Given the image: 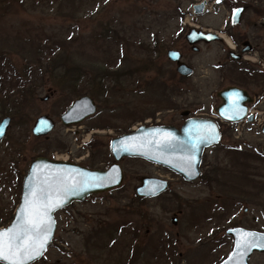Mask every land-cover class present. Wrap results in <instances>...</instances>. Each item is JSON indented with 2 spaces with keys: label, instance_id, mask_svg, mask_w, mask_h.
<instances>
[{
  "label": "rangeland",
  "instance_id": "obj_1",
  "mask_svg": "<svg viewBox=\"0 0 264 264\" xmlns=\"http://www.w3.org/2000/svg\"><path fill=\"white\" fill-rule=\"evenodd\" d=\"M202 1L0 0V120L12 116L0 142V228L7 227L15 215L23 179L34 158L63 159L70 154L81 164L95 161L104 168L115 161L110 148L115 136L142 124L180 127L186 111L195 117L218 115L222 100L217 92L233 83L218 67L227 45L200 44V51H194L186 34L193 26L220 30L228 12L218 0H208L206 11L196 14L194 5ZM156 39L161 41L159 51H154ZM52 45H61L57 50L73 57L71 62L91 75L94 66L114 71L135 65L140 70L119 80L99 74L106 86L88 82L92 84L82 86L85 93L72 95L65 89L67 80L55 78L46 69ZM170 48L182 51L194 68L192 75L178 73L177 64L167 55ZM144 61L148 68H143ZM23 82L35 89L26 101L13 91ZM157 83L166 87L157 91L153 86ZM7 89L17 97L4 96ZM249 89L261 92L264 88ZM86 94L96 100L98 111L76 126H65L61 114ZM42 114L56 121L47 136L32 132ZM146 114L135 122L130 117ZM215 119L222 140L206 149L202 163L203 170L216 168L213 183L203 178L185 181L144 158L126 157L120 161L125 171L120 187L55 213L54 238L31 264H218L234 245L226 229L240 225L264 231V133L261 127L248 125L240 137L233 123ZM142 176L167 179L169 187L156 197L141 199L136 187ZM175 215L177 223L172 221ZM251 264H264V252H255Z\"/></svg>",
  "mask_w": 264,
  "mask_h": 264
},
{
  "label": "water",
  "instance_id": "obj_2",
  "mask_svg": "<svg viewBox=\"0 0 264 264\" xmlns=\"http://www.w3.org/2000/svg\"><path fill=\"white\" fill-rule=\"evenodd\" d=\"M205 4L206 1L195 4V13H202ZM238 15L239 12L235 20ZM217 39L221 37L197 27H191L186 34V40L194 50L198 49L196 44L201 41L211 42ZM167 55L170 60L176 62L177 71L180 74L188 76L193 73V67L182 60V53L179 49H169ZM219 95L223 101L217 107V112L223 119L235 121L245 116L246 103L251 100L245 90L230 87L223 89ZM97 111L96 100L89 94L82 95L75 99L61 115V122L64 125L79 124ZM188 114L187 111L183 113V115ZM253 119L254 116L250 115L249 120ZM11 122L12 117L9 115L0 120V141L6 137ZM55 126L56 122L50 115L42 114L36 119L32 132L37 136H47ZM262 131L264 132V125ZM220 140L221 130L215 119L189 117L181 128L172 124L140 125L130 132L113 137L110 148L115 161L107 168H91L72 161L38 156L32 160L24 176L20 202L12 222L7 227L1 228L0 232L13 228L19 222V218L25 215L38 220L45 213L44 205L60 202L59 207L47 212L46 218H50L52 222L50 238L42 254L26 262V264H31L43 255L52 242L57 228L55 213L58 210L75 201L84 200L93 194L109 191L122 185L125 173L120 161L125 157L144 158L167 167L182 175L186 180H195L201 173L200 166L205 149L219 143ZM168 186L167 180L142 176L136 190L138 195L148 197L167 190ZM33 191L37 194L43 191L44 198L37 200L31 195ZM227 233L234 237V247L228 257L219 264H251L254 252H264V246H261L264 244V232L244 227H232L227 230ZM250 241L254 242L255 246H252ZM35 246L38 248V242Z\"/></svg>",
  "mask_w": 264,
  "mask_h": 264
},
{
  "label": "flooded vegetation",
  "instance_id": "obj_3",
  "mask_svg": "<svg viewBox=\"0 0 264 264\" xmlns=\"http://www.w3.org/2000/svg\"><path fill=\"white\" fill-rule=\"evenodd\" d=\"M205 1L206 3L208 2V0H205ZM228 1H231L232 3L228 5L227 3H223V0H218V2L221 4L220 6H223L224 8H226V11L228 12V17L226 19L227 22L223 25V27H221L220 30H213L211 28H205V27H197L198 29H202L203 31L213 32L217 34L218 36H220L221 39L213 40L211 42L201 41L198 44H196L198 47L197 50H194L192 48V45L189 43L188 44L191 46V49L194 51H200L201 49L200 44H211L213 42L221 43L224 46L226 44L227 45V47L225 46L226 47V57L225 59H220L218 61V67L224 71L226 76H231L233 78V83L226 86L225 88L238 87L240 89L245 90L248 93L249 97L251 98V100L248 101L247 103L248 107L250 106L261 107L263 105L262 102L264 101V89L261 92H252L250 91L249 88L251 86L264 88V54H263L264 52V0H228ZM205 11H206V6L202 13H204ZM238 12H239V15L237 18L238 20L237 19L235 20V16L238 14ZM202 13H196V14H202ZM223 34L229 37L230 44L227 43L226 39L223 37ZM182 60L185 61L183 53H182ZM180 75L182 77L185 76L182 74ZM223 89L217 92V95L219 98H221L219 93ZM189 117H194V116L187 115L186 119ZM212 146H215V145H212ZM263 147H264V144H263ZM236 148L239 149L238 147ZM263 153L264 151L262 148V155L264 156ZM203 161L204 159L202 158V163ZM216 173H217L216 168H211L210 170H203L202 164H201V173L196 180H198L199 178H203L205 182L213 183L216 180ZM196 180H192V182ZM185 181L191 182L190 180H185ZM161 193L155 196H148V197L139 196V198L146 199V198L156 197L160 195ZM174 219H176V222H174ZM177 219L178 218L175 215L172 218L173 223H177ZM236 226L243 227L240 225H236ZM236 226H233V227H236ZM134 229L137 230L138 228L135 227ZM227 230L228 229H226V231ZM117 231H119V227L118 229H116V233ZM228 235L231 236L230 234Z\"/></svg>",
  "mask_w": 264,
  "mask_h": 264
},
{
  "label": "trees",
  "instance_id": "obj_4",
  "mask_svg": "<svg viewBox=\"0 0 264 264\" xmlns=\"http://www.w3.org/2000/svg\"><path fill=\"white\" fill-rule=\"evenodd\" d=\"M109 32H116L113 30H109ZM110 35V39H114L115 35L114 34H109ZM112 35V37H111ZM105 38V37H104ZM114 41V40H113ZM55 43L57 44V41H55ZM161 41L159 39L155 40V44H154V51H159L161 49ZM61 45H57L55 47V45L50 47L49 53H48V57L46 56V69L49 71V73L54 76L55 78H62V79H66L67 80V84L65 89L67 88L68 91L72 94V95H77V94H83L85 93L82 89V86L84 88H86L87 84L88 86L91 85L92 83H88V82H93L96 83L95 85H102V86H106L104 83L102 84V77L101 75L99 76V74H104L103 75V79H105L108 76L111 77H116V79H120L122 76H126V77H131L134 74H136V72H138L140 69H138L139 66L134 67L135 65H133L131 67L130 70H122V69H116V70H111L113 72V74L111 73V71L108 70H101V68L94 66V72H92L93 74L91 75L90 72L85 73L86 69L85 67L83 68L82 65H79L76 63V61L71 62V60H74L73 57H70L67 53H62L61 51H58L57 48H59ZM149 61V60H148ZM42 62L43 59L39 60V64H38V68H42ZM151 63V61H149ZM144 64V67H143ZM142 67L143 68H148L149 66L147 65V63H145V61L143 62ZM88 69H90L89 67H86ZM134 68V69H132ZM91 70V69H90ZM78 71H80L78 73ZM89 77V81H87V83H85V80ZM99 77V79H98ZM153 86L157 87V91L160 87H162V89L164 87H166V85L164 83H157L154 84ZM34 88L32 87V84L27 85L26 82L23 83H19L18 85L15 86V88L13 89V91H17L19 92V95L21 96V99H23V101L29 100L33 97L34 95ZM91 92V89H90ZM158 93V92H157ZM9 94V95H8ZM29 94V95H28ZM69 94V93H68ZM6 95V97H17L14 94L10 93V89H7L4 93V96ZM2 97H0V102H2ZM18 99L15 98V100L13 102L17 103ZM148 114L143 115V116H135V115H131L130 117L133 118L132 121H138V119H142L145 118ZM89 167L91 168H96L99 167V162H93L88 164Z\"/></svg>",
  "mask_w": 264,
  "mask_h": 264
},
{
  "label": "snow or ice",
  "instance_id": "obj_5",
  "mask_svg": "<svg viewBox=\"0 0 264 264\" xmlns=\"http://www.w3.org/2000/svg\"><path fill=\"white\" fill-rule=\"evenodd\" d=\"M31 195L37 200L45 196L43 191L39 194L33 191ZM59 206V201L46 204L44 205L45 213L38 220L25 215L19 218V222L13 228L0 232V262L26 264L27 261L34 260L36 256L42 254L50 238V224L52 223L50 218H46L47 212ZM36 242H38V248L35 246ZM249 243L255 246L254 242Z\"/></svg>",
  "mask_w": 264,
  "mask_h": 264
},
{
  "label": "built area",
  "instance_id": "obj_6",
  "mask_svg": "<svg viewBox=\"0 0 264 264\" xmlns=\"http://www.w3.org/2000/svg\"><path fill=\"white\" fill-rule=\"evenodd\" d=\"M258 121L259 123L261 124L263 121H264V116L261 115L259 118H258ZM238 134H241V129L238 130ZM62 156H64V154H62ZM70 158V154L69 155H66V157H64L63 159L67 160Z\"/></svg>",
  "mask_w": 264,
  "mask_h": 264
},
{
  "label": "bare ground",
  "instance_id": "obj_7",
  "mask_svg": "<svg viewBox=\"0 0 264 264\" xmlns=\"http://www.w3.org/2000/svg\"><path fill=\"white\" fill-rule=\"evenodd\" d=\"M223 37L226 39L227 43L230 44V39H229V37H228L227 35H225V34H223Z\"/></svg>",
  "mask_w": 264,
  "mask_h": 264
}]
</instances>
